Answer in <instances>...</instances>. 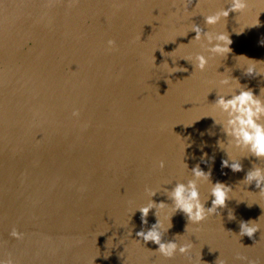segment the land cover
I'll list each match as a JSON object with an SVG mask.
<instances>
[{"label": "water", "instance_id": "water-1", "mask_svg": "<svg viewBox=\"0 0 264 264\" xmlns=\"http://www.w3.org/2000/svg\"><path fill=\"white\" fill-rule=\"evenodd\" d=\"M46 2L0 0V260L11 252L17 264H246L240 255L264 264V197L243 181L264 160L230 149L243 171L222 169L228 157L217 141L226 137L211 118L222 119L217 95L241 86L264 100V0L205 28L232 44L203 72L186 61L209 55L191 27L204 28L202 16L230 0H199L188 14L186 0ZM110 38L116 51L105 50ZM177 66L188 71L170 74ZM196 165L232 192L200 224L173 215L164 240L191 244V259L166 260L157 245L137 241L157 222L153 209L144 225L138 209L152 199L169 204L156 209L167 228L166 189L192 179ZM198 184L211 207V183ZM242 222L258 226L253 238L239 235ZM13 227L23 241L9 236Z\"/></svg>", "mask_w": 264, "mask_h": 264}, {"label": "clouds", "instance_id": "clouds-1", "mask_svg": "<svg viewBox=\"0 0 264 264\" xmlns=\"http://www.w3.org/2000/svg\"><path fill=\"white\" fill-rule=\"evenodd\" d=\"M59 3H62V0H47L44 7L51 9L58 6ZM78 3L79 0H68L67 7H75ZM198 6L199 0H186L182 5L183 11L186 14L193 12ZM248 7V0H230L227 7L221 8L206 16H202L205 25L204 28L193 23L190 32H194L195 36L192 40L206 41L201 47L209 54L197 53L194 57L190 56L186 59V61L192 65L193 71L198 70L203 72L207 68L211 56L226 55L231 52L230 45L232 44V40L229 38L228 33L220 32L214 35L211 31H205V28L216 26L222 20L227 21L232 13L242 14ZM258 17L256 25L259 24ZM187 35L188 34H186V36ZM117 48V41L115 39L110 38L106 41L105 50L107 52L116 51ZM187 71V68L179 66L171 67L170 74ZM246 74L248 76L257 75L255 74V69L251 67L246 69ZM233 79V77L224 78L221 79L219 83L222 86H230ZM237 82L239 83L238 80ZM259 97L260 95L257 96L251 89L241 86L240 90L229 95H217V99L212 103L214 107L219 110L222 119L217 120L214 117L211 118L215 125L220 126L222 133L226 137V143L225 140L217 141L218 147L224 151L228 157L222 160V169L230 168L233 173L243 171L240 160H233L230 158L228 154L230 149L246 152L248 156L255 157L257 160H264V100ZM71 115L73 118L79 119L80 111L74 109ZM164 167L165 162L163 160L159 161V168L163 169ZM191 174L193 178L189 179L186 183L178 182L171 190L166 189L167 197L172 202V212L170 215L165 216V219L169 221L167 228H165L163 221L159 219V213H157L156 209L165 210L169 204L164 202L157 203L152 199L146 206L138 209L141 213V221L144 225L148 224L147 217L153 209H155L154 214L157 217V222L147 231L141 230L137 232V241H142L144 245L149 242L157 245L158 247L154 252L158 253L159 256L166 260H173L177 255L191 259L189 256L192 248L191 244H180L177 243L175 239L170 241L164 240L165 233L172 227L171 218L173 215L180 212L187 218L188 223L200 224L208 219L209 216L219 215L218 210L226 207L229 194L232 192L231 187L224 183H212L211 172H205L199 165L191 169ZM201 181L211 183L209 193L212 197L211 207H205L206 201L201 200L198 184V182ZM243 181H245L247 185L254 184L255 187L259 189L258 194L264 197V168L253 165L252 169L246 173ZM145 191L152 198L157 195V192L150 188H145ZM258 230V226L249 222H242L240 224L239 235L241 237L248 236L249 238H253ZM9 236L16 241H23L25 239V233L16 227L11 229ZM236 259L244 261L246 264H259L257 259H250L246 256L238 255ZM0 264H17V260L11 252H6L5 258L0 260ZM218 264H228V262L224 259H218Z\"/></svg>", "mask_w": 264, "mask_h": 264}]
</instances>
